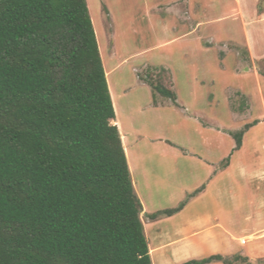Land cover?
<instances>
[{
	"label": "trees",
	"instance_id": "obj_1",
	"mask_svg": "<svg viewBox=\"0 0 264 264\" xmlns=\"http://www.w3.org/2000/svg\"><path fill=\"white\" fill-rule=\"evenodd\" d=\"M106 79L86 0H0V264H152Z\"/></svg>",
	"mask_w": 264,
	"mask_h": 264
},
{
	"label": "rangeland",
	"instance_id": "obj_2",
	"mask_svg": "<svg viewBox=\"0 0 264 264\" xmlns=\"http://www.w3.org/2000/svg\"><path fill=\"white\" fill-rule=\"evenodd\" d=\"M86 4L104 71L111 73L107 81L126 160L133 167L134 191L148 213L188 205L184 213L155 222L140 214L150 246L160 241V235L162 241L175 238L185 217L209 214L222 219L231 212L237 219L234 231L246 227L249 215L250 230L259 229L250 233L243 249L264 241L256 206L248 205L252 186L264 194V180L249 182L246 175V167L256 158L242 152L229 171L215 173L223 158L218 169L230 163L232 135L244 129V112L250 110L253 117L264 113V0H86ZM148 84L174 92L176 103ZM260 130L264 135V128ZM148 231L153 233L149 239ZM194 241L198 238L172 247V256L165 255L167 250L153 254L152 264L183 263L180 253ZM252 263L264 264V247L252 256Z\"/></svg>",
	"mask_w": 264,
	"mask_h": 264
},
{
	"label": "crops",
	"instance_id": "obj_3",
	"mask_svg": "<svg viewBox=\"0 0 264 264\" xmlns=\"http://www.w3.org/2000/svg\"><path fill=\"white\" fill-rule=\"evenodd\" d=\"M184 12L181 11V18H180V23H184ZM198 25V24H197ZM199 26V25H198ZM105 72V71H104ZM106 80H108L109 75L111 74L110 72H106ZM109 81H107L108 84ZM108 89L109 93L111 94V88L108 84ZM111 96V95H110ZM113 97V96H112ZM111 97L112 100V105L115 113V119L114 121L111 122L112 125L116 126L118 129V132L120 134L121 138V143L122 147L124 150L125 157L126 156V147L124 146V136L120 132V127H119V122L116 119L117 118V110H116V105H114L113 98ZM172 102V101H171ZM173 103V102H172ZM176 103V101H175ZM174 104V103H173ZM253 113H251L250 110H247V114L244 112V114L241 116L243 118L242 122L245 125H249L253 123L254 121L256 122L253 126L249 127L243 134L242 140H241V146L239 149L234 150L233 148V155H231V160L230 163L222 168L218 169V164L222 162V159L216 167L215 173L218 171H229L234 163V159L239 156L242 152H247L250 154L251 158L255 157L256 162L255 164H250L246 167V175L249 178V182L256 180L257 184L260 182H263L264 180V135L262 134V131L260 130L261 128H264V113L263 115L259 116L256 115V117L252 116ZM115 123V124H114ZM244 130V129H243ZM228 138V137H227ZM232 138V137H231ZM226 156V155H225ZM223 156V157H225ZM229 158V157H227ZM240 159V158H239ZM127 161L128 165V170L130 173V177L132 174L133 167L130 162ZM132 181V179H131ZM133 185V183H132ZM202 189V188H201ZM136 193V192H135ZM137 195V194H136ZM138 197V196H137ZM258 197H262L264 201V194L263 191L260 190V187H251L249 189V201L248 205L249 206H256L255 207V216L258 219L259 223L264 225V202L261 201L258 202ZM261 198V199H262ZM139 199V198H138ZM141 203V202H140ZM187 203V202H186ZM185 202L180 203L179 205H182V208L179 210V213H184L187 204ZM142 205V204H141ZM144 214H148L149 216L155 213H148L147 211L144 210L142 206ZM162 212V211H161ZM226 216L221 218H217L214 216H210L209 214H202L201 216H195V217H185V220L183 223L179 224L177 226V235H175V238H165L166 241H162L163 237L157 236L159 242L157 241L155 245L150 246L149 242L148 244V249H149V254L150 258L153 254L159 253L162 251H166L165 255L167 256H172V247L177 246L178 244H183L185 241L193 239L196 240L198 238V241H194L191 245H188V250L183 251V253H180V259L184 260L183 263L188 262L192 257H199V256H204L203 258H207L210 256L218 255L222 259L227 260L229 258H234V257H239L240 260L237 262H234L232 264H244L242 259H245L247 262L252 263V256L259 254L262 248L264 247V241H253L251 246L248 248H242L241 246H246L247 243L246 240L251 239L250 233L255 230H259L258 228L252 229L249 227V221L252 220L253 217L250 215L246 217V227H241L239 231H234V225L237 222V219L234 218L232 212L228 215L227 213L225 214ZM162 217H167L170 218L167 215H161L158 216L156 219H150L148 222H155L158 219ZM147 224L143 223V228H144V235H145V226ZM262 229V228H261ZM160 231V230H157ZM148 236L147 239H149L150 234L152 235V231H148ZM160 234V233H159ZM203 235V237H202ZM264 235V234H263ZM154 236V235H153ZM146 237V235H145ZM155 238V236H154ZM207 240V241H206ZM205 242L207 245H205ZM239 244V245H238ZM183 248H186V246H182ZM255 248L257 253L255 254ZM251 257V258H249ZM201 258V259H203ZM199 259V260H201ZM230 260V259H229ZM181 263V264H183ZM211 263L214 264H226L222 261H213ZM209 263V264H211ZM161 264H169L166 260H164ZM174 264H178L177 262ZM254 264V263H252Z\"/></svg>",
	"mask_w": 264,
	"mask_h": 264
},
{
	"label": "bare ground",
	"instance_id": "obj_4",
	"mask_svg": "<svg viewBox=\"0 0 264 264\" xmlns=\"http://www.w3.org/2000/svg\"><path fill=\"white\" fill-rule=\"evenodd\" d=\"M115 124V123H114Z\"/></svg>",
	"mask_w": 264,
	"mask_h": 264
}]
</instances>
